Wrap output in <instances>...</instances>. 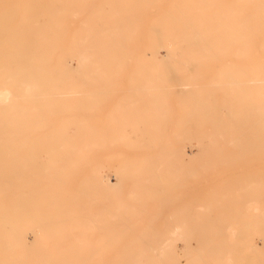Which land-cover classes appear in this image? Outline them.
<instances>
[{"label":"rangeland","instance_id":"1","mask_svg":"<svg viewBox=\"0 0 264 264\" xmlns=\"http://www.w3.org/2000/svg\"><path fill=\"white\" fill-rule=\"evenodd\" d=\"M174 1L177 0H65L64 12H60L64 23L58 33L48 37L50 43L46 41L47 47L58 49L54 51L59 52L56 55L72 48V39L85 29V18L93 28L101 25L106 30L104 33L113 31L118 35L96 37L104 41L97 43L101 48L88 50L95 70L86 71L84 77L81 73L71 74L72 90L86 92L67 96L70 105L77 104L72 111L61 113L57 107L52 111L44 107L41 111L50 115L51 120H27L25 131L19 133L24 143L31 145L35 139L40 143L45 135L59 136L61 154L54 160L60 163L49 164L52 157L46 152L41 156L45 167L36 173L40 174L41 184H53V180L61 179L65 187L59 199L31 198L17 203L20 199L9 197L0 202L4 206L0 217H5L7 229L22 235L17 239L8 236L6 240L29 241L28 246L8 248L0 264H24L19 256L25 248L27 256H36V259L49 256L47 249H60L50 255L54 259L49 264H103L99 258L120 256L117 250L123 243L137 241L134 248H144L148 242L164 238L170 232L218 233L223 237L230 231L192 226H237L262 207L250 198H259L264 206L263 131L261 138L264 120H241L240 107L238 120L233 116L229 120L224 114L232 112V108L224 111L222 107L215 108L223 97L241 95L243 103L251 100L252 95L246 97L247 88L255 90L259 98L258 89L264 92V52L260 38L249 40V53H243L245 47L238 43L228 44L218 53L211 51L213 44L207 43L193 50L190 41L176 42V38L165 34L178 29L169 25L174 17L168 18V13H180L171 6ZM89 4L93 7H87ZM102 4L103 8H99ZM226 22L234 26L232 19ZM112 23L115 29L110 30ZM121 25L125 26L123 30ZM156 26L160 28L159 34L166 32L164 43L159 44L160 54L157 52L154 56L150 40L154 37L153 31H157ZM166 48H171L170 55L166 54ZM72 57L69 64L76 69L78 61ZM254 80L261 83L251 85ZM136 85L140 87L138 90L133 89ZM208 103L215 106L208 109ZM196 132L201 133L203 141H198ZM175 139L186 147L185 151L167 147ZM69 141L77 147L73 151H68L75 147ZM64 153L68 157L66 163ZM55 169L59 172L55 173ZM96 175L107 177L108 182L101 185L93 182ZM82 188L91 197L83 194L73 197ZM38 190L51 191L50 188ZM247 200L255 202L250 206L251 212L244 210ZM172 201L178 202L168 204ZM13 205L17 207L8 208ZM224 216L229 220L218 219ZM103 224L133 228L115 230L116 243L104 244L111 236L107 234L108 229L101 228ZM148 224L155 229L141 228ZM174 225H179V229H171ZM260 231L263 233L264 229ZM256 235V253L262 255L264 235ZM189 241L190 246L186 240L176 241L180 264H235L214 260V255L204 252L195 238ZM9 253L11 257H7ZM80 256L86 260L68 259ZM151 264L162 263L156 259Z\"/></svg>","mask_w":264,"mask_h":264},{"label":"bare ground","instance_id":"2","mask_svg":"<svg viewBox=\"0 0 264 264\" xmlns=\"http://www.w3.org/2000/svg\"><path fill=\"white\" fill-rule=\"evenodd\" d=\"M140 4L143 5L142 3ZM189 4L204 6H193L190 8L187 6ZM171 6L178 9L180 13H177V15L168 13V18L174 17V19L172 18L173 22L169 23V25H172V28L175 27L178 29L177 31H169L167 33L163 30L165 32L159 34L158 31H160V28L156 26L155 30L157 31H153L152 34L154 37L150 40L151 52L154 56H157L156 54L160 47L159 44L161 42L164 43L165 34L176 38L174 39L176 42L183 40L190 41L193 50L200 49L206 43L213 44L211 51L214 53L222 51L223 48L232 43H238L241 46L244 45L245 48L243 53H249V40L252 37L255 40L260 38L259 43L261 44V51L264 52V12H262L264 11V0H203L194 2L177 0L172 2ZM65 7V0H0V202H4V200L9 197L20 199L17 203L25 202V200L31 198H60L65 187L64 182L58 179L56 182L53 180V184H41L42 182L39 181L40 174L37 175L36 173L37 170H41L45 167L41 156L46 152L50 153L51 155L49 156L52 157L49 158V164L60 163V161L54 160L55 156H60L61 154L60 146L57 142L59 136L45 135L40 143L35 139V142L31 145L25 144V140L19 137V133L25 131V127L28 123L27 120H51L52 117L50 115L41 111L44 107L49 111H52L53 107H57V112L61 113L72 111L77 104L70 105L67 101V96L72 95L73 92H75L74 95H76V92L77 94L86 92L79 91L76 88L72 90V87H70L73 81L71 74L81 73V76L84 77L88 71L95 70L94 67H91L92 53L88 50L101 48L97 43L100 44L104 41H99L96 37L115 38V35H118L114 34L113 31L104 33L106 30H104L101 25H96V27L93 28L91 22L85 18L83 24L85 29L74 41L72 39V48L65 52H60L62 53L60 55H56V53L59 52L54 51H58V49L51 48V46L47 47L46 41L50 43L48 37H52V34L54 35L57 30H60L61 24L64 23L63 14L60 12H64L63 9ZM87 7L91 8L93 4H89ZM99 8H103V4ZM104 8L107 9V5ZM247 9L250 11L247 12ZM206 10L208 11L206 12ZM112 12L115 11L113 10ZM209 12H211V14ZM156 16L158 17V14ZM133 18L135 19V16ZM227 19L228 22L232 19L234 26H229L226 22ZM106 27H108V25ZM109 27L110 30L115 29L114 23L109 24ZM124 27V25H121L120 29L123 30ZM202 39L206 40L202 41ZM52 41H55L54 37ZM84 43L89 44L85 45ZM157 43L158 45L156 47L155 45ZM175 49L177 50V48ZM171 51V48H166V54L170 55ZM72 56H75L73 60L76 59L78 61L76 69H72L71 67L73 65L70 67L69 64L71 63L69 57ZM62 58L64 59L61 61ZM12 63L15 64V67H11ZM82 80H84V78L80 80V84L83 83ZM252 82L254 84L251 85L255 86L261 83L257 80ZM138 88L140 87L137 85L133 87V89L136 90H138ZM258 93L260 98L256 97L255 90L251 91L247 88L245 89V94L246 97L252 95L251 100H246L243 103V96L241 95H239V97H223L218 105L215 106V103H208L206 107L208 109L213 106H215V108L222 107L223 111L232 108V112L228 111L224 114V117L229 120H231L232 116L238 120L239 107L242 108L243 111L241 120H264V92H262V89H258ZM90 96L89 98H91ZM234 108H237V110ZM75 112L78 111L76 110ZM209 113L210 112L206 113L207 116L210 115ZM262 131L264 136V127L261 129V138L263 139ZM196 133H198V141L201 142V133ZM236 138L240 139L241 137ZM69 142L71 143L72 141ZM72 144L75 146L73 142ZM181 144L182 143L175 139L171 141L169 145L167 144V147L172 151H185L184 149L186 147L183 148ZM76 148V146L74 148L71 147L68 151H73ZM242 148H240V150H242ZM66 153H64L65 163L68 161ZM57 169L60 170V168ZM57 169H55V173L59 172ZM99 172L98 170L97 173ZM93 182L101 185L108 181L107 177L96 175ZM89 183L91 184V181H89ZM21 184H25L26 186L20 187ZM19 187L21 190H19ZM28 187L32 189L27 191L26 189ZM9 188H16L17 190H10ZM42 188H50L51 191L43 192L42 190H38ZM82 194L91 197L90 192L88 191L85 193L83 188L80 192L74 194L73 197L79 198ZM250 194L252 195V193ZM228 195H230V193ZM250 199H256L262 207L256 212V215L245 217L243 222L237 226L230 224L192 226L194 229L202 230L214 228L229 230L230 233H225L223 237H220L218 233L177 234L175 232H170L164 234V238H155L153 241L148 242L144 248L140 246L134 248L137 241L126 243L118 241L120 244L123 243L121 246H118L117 250L118 253H121L120 256L115 254L109 257L101 256L99 259L103 264H151V261L156 259L162 264H180L178 258V253L180 252L177 253L175 248L176 241L178 239L186 240L188 243L187 246H190L189 240L195 238L197 244L204 249V252L214 255V260L224 263L233 262L235 264H260L264 262V254L260 252L262 254L260 255L257 252L259 254L257 255L256 251L258 249L256 250L254 237L256 234L264 235V232L262 233L260 231L264 229V206L262 205L263 201L258 200L259 198ZM248 200L244 202V210L251 212L250 206L251 204H255V202ZM176 202L178 201H172L168 204H176ZM15 207L17 206L13 205L8 208L12 209ZM2 208H4V206L0 205V209ZM1 213L4 212H0V214ZM4 219V216L0 217V261H2L4 255H6L8 248L13 249V246L18 245L28 246L29 242H27V240H6L8 236L16 238L22 235L8 230V226H6L3 221ZM218 219L220 221L229 220L227 216ZM104 220H106V218ZM165 227L170 229V226ZM179 227V225H174L171 226V229L175 231L179 229ZM101 228L108 229L110 232H107V234L111 236L109 241L103 243L114 244L116 243L113 238L116 235L114 233L115 230L132 229L133 227L103 224ZM141 228L144 230L155 229V227L150 224L144 225ZM131 235H133L132 232ZM56 249L58 248H55L53 251L47 249V251L50 252V255L60 252V249ZM23 250L24 255L22 253L20 256L18 254V256L24 264H33L35 260H41V262L37 264H49L48 262L54 259V257L50 255L38 259H36V256L33 258L32 256L28 257L26 254L27 248ZM66 251L77 252V250ZM150 252H159L160 254L150 256L147 254ZM11 254L12 253H9L7 257H11ZM144 254L148 256H144ZM68 259L73 261L86 260L85 257L81 256ZM59 260H61V258ZM61 264L63 263L61 262Z\"/></svg>","mask_w":264,"mask_h":264}]
</instances>
